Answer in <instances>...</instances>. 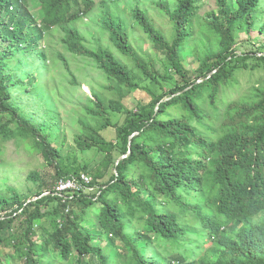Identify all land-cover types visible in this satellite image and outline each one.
<instances>
[{
  "label": "trees",
  "instance_id": "1",
  "mask_svg": "<svg viewBox=\"0 0 264 264\" xmlns=\"http://www.w3.org/2000/svg\"><path fill=\"white\" fill-rule=\"evenodd\" d=\"M96 1L38 0L33 11L28 0H0V143L39 153L55 176L34 169L27 193L0 192V264H264V42L249 37L264 31V0H214L204 15L198 0L153 1L170 39L129 7L165 59L163 73L137 59L126 22L105 8L101 28L153 84L150 99L127 110L120 100L139 85L133 68L107 47L85 46L75 24ZM55 27L63 47L89 58L118 95L87 99L95 124L80 121L73 142L80 154L94 151L93 161L64 154L56 116L39 119L21 103L43 96L36 68L22 79L21 67L30 56L46 61L40 42ZM186 54L196 60L193 76ZM108 112L124 118L112 123ZM80 173L92 190L56 193L59 178Z\"/></svg>",
  "mask_w": 264,
  "mask_h": 264
},
{
  "label": "rangeland",
  "instance_id": "2",
  "mask_svg": "<svg viewBox=\"0 0 264 264\" xmlns=\"http://www.w3.org/2000/svg\"><path fill=\"white\" fill-rule=\"evenodd\" d=\"M153 1H166L170 8L173 7L176 0H105L103 5L100 1H96L94 10L78 21L76 24L81 33L84 44L90 49L96 47H107L121 61L126 63L129 68H133V73L137 77L139 85L132 89L129 94L125 93L121 101L123 109L135 107L140 102H147L150 97L147 90L153 89V84L150 81L144 80V76L139 69L135 67V62L125 56L120 55L112 42L108 38V34L101 28L100 15L105 8L113 15H119L127 24V32L129 41L135 50L136 57L140 62H143L147 67L152 66L153 69L163 73L167 70L165 59L152 48L146 35L138 28L131 18L129 7L138 6L144 9L154 24L163 30L165 36L170 39L172 30L166 14H161L160 8L153 4ZM199 13L204 15L208 11L214 9V0H198ZM28 9L33 11L38 6V0H28ZM45 34L44 39L40 42V49L46 50L47 59L43 61L41 58H36L34 62L31 56L27 64L21 67V78L26 79L36 68L38 84L43 88V96L34 97L29 94L24 97L21 102L26 105V109L34 111L37 118L41 119L43 114H54L57 119V131L59 134L57 141L61 146L64 154L77 155L78 161L97 159L94 151H86L78 153L74 145V135L79 133L81 127L80 121H86L90 125L95 124V120L90 118L85 112V107L88 106L87 99L92 93H97L104 102L109 99H118L116 92L110 87L109 81L87 57L73 55L69 53L61 43L62 31L56 30ZM252 42H264V31L258 28L249 33ZM247 37L244 33L240 34V42L243 47H246ZM250 41V40H249ZM184 66L191 71L196 67V60L191 54H186L183 61ZM45 65V66H44ZM44 66V67H43ZM28 71L26 72V70ZM258 74V73H257ZM260 79L264 77L262 73ZM170 80H161V84L167 87ZM245 86V85H243ZM112 123H120L123 118V113L108 112ZM102 134L106 139L114 138V128L110 127L103 131ZM2 146V155L0 156V192L4 191L6 186H13L20 192L27 193V187L32 183L27 180V174L34 169L39 170V173L45 177L51 175V181L54 182V170L48 168L44 171L42 168L43 160L39 153L25 150L22 146H18L14 140H8L0 143ZM54 177V178H53Z\"/></svg>",
  "mask_w": 264,
  "mask_h": 264
},
{
  "label": "built area",
  "instance_id": "3",
  "mask_svg": "<svg viewBox=\"0 0 264 264\" xmlns=\"http://www.w3.org/2000/svg\"><path fill=\"white\" fill-rule=\"evenodd\" d=\"M91 177L85 173L79 175H69L68 177L59 178L54 190L56 193L79 192L85 189L92 190L94 187L90 185Z\"/></svg>",
  "mask_w": 264,
  "mask_h": 264
},
{
  "label": "water",
  "instance_id": "4",
  "mask_svg": "<svg viewBox=\"0 0 264 264\" xmlns=\"http://www.w3.org/2000/svg\"><path fill=\"white\" fill-rule=\"evenodd\" d=\"M121 158H122V157H121ZM121 158H120V159H121ZM27 201H30V199H28Z\"/></svg>",
  "mask_w": 264,
  "mask_h": 264
}]
</instances>
